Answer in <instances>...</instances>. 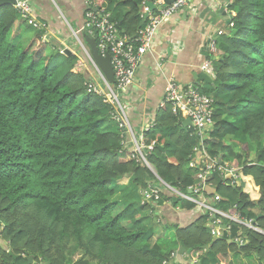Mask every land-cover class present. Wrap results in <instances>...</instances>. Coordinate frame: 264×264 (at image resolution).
I'll return each instance as SVG.
<instances>
[{"label":"trees","instance_id":"1","mask_svg":"<svg viewBox=\"0 0 264 264\" xmlns=\"http://www.w3.org/2000/svg\"><path fill=\"white\" fill-rule=\"evenodd\" d=\"M93 1L133 38L141 22L138 7L153 0ZM231 7L230 35L214 39L215 78L197 88L213 99L208 154L235 169L242 184L231 186V177L215 169L205 202L218 196L219 210L258 231L222 219L225 229L220 226L215 239L211 230L219 217L189 200L162 192L154 205L141 203L142 192L160 189V181L188 196L196 183L187 167L196 143L172 105L164 101L154 126L139 132L118 95L135 140L155 144L146 155L151 170L132 157L129 132L111 121L121 117L117 106L87 92L89 84H103L74 38L62 37L67 31L57 12L48 9L40 19L45 27L31 37L26 22L17 26L11 44L18 13L0 6V264H29V257L32 264H231L233 253L264 264V0H232ZM241 126L255 144L253 160L245 146L237 151L222 143ZM129 186L140 192L138 205L126 202ZM148 213L164 236L149 225ZM171 239L178 248L166 251ZM180 248L189 253L175 255Z\"/></svg>","mask_w":264,"mask_h":264},{"label":"built area","instance_id":"2","mask_svg":"<svg viewBox=\"0 0 264 264\" xmlns=\"http://www.w3.org/2000/svg\"><path fill=\"white\" fill-rule=\"evenodd\" d=\"M166 1L170 3L167 4ZM148 4H151L154 9H150ZM188 7V0H153L150 3L142 4L140 19L144 23L138 30L137 37L129 38L120 33L117 23L111 20L110 13L106 12L104 6H98L93 0H84V31L95 39L97 49L101 55L109 54L114 70L113 85H109L102 75L96 71L97 76L103 84V88L89 84L87 92L96 93L107 98L110 97L108 98L109 102L115 104L121 113V117L114 115L111 118L116 120L118 128L121 131H127L131 135L134 147L132 157L136 161L144 163L149 169L151 167L147 163L146 155L153 150L155 144L144 146L141 141L135 140L130 124L118 101V90L123 92L133 84L136 70L141 60L152 50L154 35L158 27L169 20L174 14ZM15 8L19 16L25 19L28 24L34 26L35 29L44 27V24L36 23L32 18V7L28 0H18ZM220 33L218 32V34ZM209 38L207 49L211 55L216 51V44L214 35ZM76 68L80 70L82 64L79 62ZM199 69L207 76L215 78L211 59L204 60ZM164 101L172 105V112L175 116H178L182 120L188 119L190 121V127L193 129L191 133L196 140V145L191 150L192 157L187 167L195 174L196 183L190 188L191 195L188 196L179 193V191L168 184L160 181V189L148 188V190L142 192L141 203L154 205L160 200L162 192L175 195L180 199L189 200L198 205V208L207 211L209 215L219 217L213 223L215 227L211 230V234L215 238L220 236L219 227L224 225L222 224V219L246 225L258 231L250 221L246 222L236 214L230 215L227 212L219 210L216 207L217 203L221 200L218 196L212 195L210 202H205V194L208 192V189L214 190L210 180L215 169L218 170L219 175L224 177V179L231 177V186H239L237 185L238 181L242 184L240 177L236 174V170L224 165L220 161L221 159L211 158L204 145V139H207L213 124L214 110L212 97L202 94L193 85L179 87L174 80H168L164 90ZM153 126L154 123L152 122L151 125L147 126L145 131ZM195 262L192 261V264Z\"/></svg>","mask_w":264,"mask_h":264},{"label":"crops","instance_id":"3","mask_svg":"<svg viewBox=\"0 0 264 264\" xmlns=\"http://www.w3.org/2000/svg\"><path fill=\"white\" fill-rule=\"evenodd\" d=\"M31 2L35 3L33 9L38 20L43 14L48 17L50 13L47 11L52 7L65 24L67 32L62 37L65 39L73 37L75 41L78 38L82 51L87 52L84 0H31ZM188 2V8L174 14L158 27L152 50L141 60L133 84L125 92H120V102L129 112L136 131L144 132L147 126L154 122V113L164 102V90L168 80H174L179 87L193 85L200 89L214 80L201 72L199 66L209 55L207 51L209 37L215 35L217 31L228 35L231 33L228 19L234 16L232 0ZM19 32L21 33V30ZM27 37L31 36L28 34ZM81 47L79 46L80 49ZM85 71L89 69L85 67ZM94 81L100 82L98 78ZM111 121L118 128L116 120L111 118ZM102 126L106 124L103 123ZM2 244L0 242V245Z\"/></svg>","mask_w":264,"mask_h":264},{"label":"rangeland","instance_id":"4","mask_svg":"<svg viewBox=\"0 0 264 264\" xmlns=\"http://www.w3.org/2000/svg\"><path fill=\"white\" fill-rule=\"evenodd\" d=\"M24 22H26L25 19L21 18L18 15V18L15 22V25L13 27V30L11 31V34L9 35V37L7 38L9 43L14 44L15 43V30L17 28V26H20L22 28H24ZM27 23V22H26ZM32 29L29 30V35L32 36V34H34V26L30 25ZM34 29V30H33ZM242 126L238 129V132L235 136L231 137L228 136L226 138H224L222 140V143L226 146H233L235 148V150L240 151L242 146H245L248 150V154H249V158L251 160H253L256 156V147L255 144L251 143L247 137L242 133L241 131ZM191 143L195 144L196 140L194 138V136L192 135L191 137ZM128 191L130 192L129 195L126 198V202L132 201L135 205H138V201L140 200V192L138 191V189L129 186L128 187ZM256 210H250V213H254ZM148 217L150 218L149 220V225L157 232V234L162 233L163 236L166 234V231H164V229L161 226V223L154 217H152L151 213H148ZM2 228V226H1ZM167 233H170L169 231H167ZM178 248L176 242L174 239L168 240L167 241V246H166V251H175ZM182 257L187 258L186 255H183ZM184 261H186V259H183ZM230 263L231 264H258V262L256 261V259L252 256H242L239 253H233L231 255V259H230Z\"/></svg>","mask_w":264,"mask_h":264},{"label":"water","instance_id":"5","mask_svg":"<svg viewBox=\"0 0 264 264\" xmlns=\"http://www.w3.org/2000/svg\"><path fill=\"white\" fill-rule=\"evenodd\" d=\"M167 4H169V1H166ZM16 4V0H0V6L2 5H11L14 6ZM150 9H154L153 6L151 4H148ZM142 6H139V12L141 11ZM144 21L141 20L138 29H140V27L143 25ZM138 32L135 34L134 37H137ZM87 45H88V50L87 52H85L86 56L88 57L89 61L92 62L94 64V66L97 68L98 72H100V74L102 75V77L105 79V81L109 84V85H113L114 83V70L113 67L111 65V60H110V56L109 54H105V55H101L97 49V45H96V41L93 37L88 36L87 35ZM67 52H69L68 50H65ZM70 53V52H69ZM120 91L118 90V93ZM110 98V97H108ZM182 126L183 128H187V130L189 132H192L193 129L192 127H190V121L188 119H184L182 121ZM158 147L160 150H163V146H156ZM221 229H225V226H221ZM189 253L188 251H186L184 248H180L175 255H180L182 253ZM32 258L29 257L28 258V262L29 264H32Z\"/></svg>","mask_w":264,"mask_h":264},{"label":"clouds","instance_id":"6","mask_svg":"<svg viewBox=\"0 0 264 264\" xmlns=\"http://www.w3.org/2000/svg\"><path fill=\"white\" fill-rule=\"evenodd\" d=\"M18 0H16V2H17ZM16 5V4H15ZM15 5H14V7H15ZM31 7H32V5H31ZM154 8V7H153ZM16 9V8H15ZM141 11H142V8H141ZM140 11V12H141ZM19 15V14H18ZM232 17L233 16H231L230 17V19H228V21H229V27L230 28H232L233 27V21H232ZM32 18L35 20V22L36 23H40V24H44V23H42L40 20H38L37 19V17H36V15L34 14V10H33V7H32ZM27 22V21H26ZM27 25H29L30 26V24H28L27 23ZM44 27H45V24H44ZM43 27V28H44ZM30 28H31V26H30ZM43 28H41V29H43ZM36 31L38 30V29H35ZM218 32H221V31H217L216 33H215V35H214V37H215V39H216V37H219V36H221V35H223V32H221L220 34H218ZM86 33V32H85ZM87 35V34H86ZM89 36V35H88ZM76 37V36H75ZM77 38V37H76ZM76 42V44L78 45V46H80L81 47V43H80V41H79V39L77 38V40L75 41ZM216 44V43H215ZM207 48H208V46H207ZM64 50H68L70 53H71V51L68 49V48H66V47H64ZM81 50H82V47H81ZM207 51H208V49H207ZM66 53H68V54H70L69 52H67V51H65ZM83 53H84V55H85V57H86V59L88 60V62L90 63V65L92 66V68L95 70V71H97L98 72V70H96L97 68L94 66V64L92 63V62H90L89 61V59H88V57L86 56V54H85V51H83ZM209 53V52H208ZM214 55H216V51H215V53L214 54H209L208 56H210V58L209 59H211V57H213ZM206 59H208V58H206ZM205 59V60H206ZM212 60V59H211ZM81 63L82 64V61H78L77 62V64L78 63ZM77 64H76V66H77ZM212 65H213V62H212ZM82 67H83V64H82ZM213 68H214V66H213ZM77 69V68H76ZM82 68L79 70V69H77V71H79V72H82ZM214 71H215V69H214ZM100 73V72H99ZM97 74V73H96ZM196 87V86H195ZM120 93V92H119ZM221 226H224V225H221ZM216 239V238H215Z\"/></svg>","mask_w":264,"mask_h":264}]
</instances>
